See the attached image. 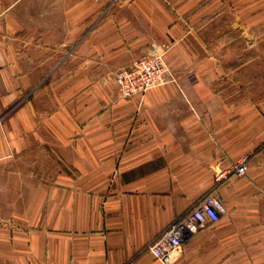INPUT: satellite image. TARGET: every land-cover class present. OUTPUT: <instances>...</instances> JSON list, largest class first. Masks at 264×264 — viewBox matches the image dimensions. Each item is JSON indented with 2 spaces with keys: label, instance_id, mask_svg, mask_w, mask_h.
I'll return each mask as SVG.
<instances>
[{
  "label": "crops",
  "instance_id": "crops-1",
  "mask_svg": "<svg viewBox=\"0 0 264 264\" xmlns=\"http://www.w3.org/2000/svg\"><path fill=\"white\" fill-rule=\"evenodd\" d=\"M230 2L264 23V0ZM210 9L0 0V264H164L148 245L212 190L224 214L171 264H264V97L226 94ZM152 48L175 82L123 97L114 72Z\"/></svg>",
  "mask_w": 264,
  "mask_h": 264
},
{
  "label": "built area",
  "instance_id": "built-area-1",
  "mask_svg": "<svg viewBox=\"0 0 264 264\" xmlns=\"http://www.w3.org/2000/svg\"><path fill=\"white\" fill-rule=\"evenodd\" d=\"M113 79L123 97L140 95L150 88L175 82L173 73L165 62L164 53L158 48H152L148 54L137 59L130 68L118 69ZM246 171L245 159L234 164L226 172L216 176L220 180L227 173L241 176ZM225 206L216 190L204 194L187 212L171 222L148 245L153 256L164 264L177 260L183 251L184 244L198 230L207 224L214 223L224 214Z\"/></svg>",
  "mask_w": 264,
  "mask_h": 264
},
{
  "label": "rangeland",
  "instance_id": "rangeland-1",
  "mask_svg": "<svg viewBox=\"0 0 264 264\" xmlns=\"http://www.w3.org/2000/svg\"><path fill=\"white\" fill-rule=\"evenodd\" d=\"M211 1L205 0L211 9L204 17L203 32L207 51L230 73L231 81L229 76L222 80L231 84L226 83V94L236 99L264 97V23L244 24L230 0H221L214 9Z\"/></svg>",
  "mask_w": 264,
  "mask_h": 264
}]
</instances>
